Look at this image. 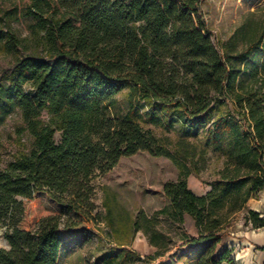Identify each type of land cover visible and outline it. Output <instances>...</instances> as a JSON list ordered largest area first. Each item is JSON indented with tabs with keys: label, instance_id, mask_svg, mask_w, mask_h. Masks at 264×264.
<instances>
[{
	"label": "trees",
	"instance_id": "obj_1",
	"mask_svg": "<svg viewBox=\"0 0 264 264\" xmlns=\"http://www.w3.org/2000/svg\"><path fill=\"white\" fill-rule=\"evenodd\" d=\"M201 1L30 0L28 44L0 28L6 53L26 50L0 77V124L18 112V131L30 139L29 149L0 164V224L9 245L0 248V264H64L91 241L93 223L105 221L117 237L112 208L104 205V217L98 211L93 179L138 152L177 167L157 213L183 236L166 246L144 213L129 219L130 231L146 234L156 258L181 240L177 248L196 254L194 264H238L234 249L221 245L235 216L245 210L244 224L264 229L262 213L245 209L264 191V14L251 12L216 44ZM124 91L128 108L117 113ZM143 120L180 122L200 132L204 145L180 138L170 148ZM209 151L221 165L197 194L188 178L205 167ZM185 215L196 235L187 233ZM133 252L117 237L96 263L122 264Z\"/></svg>",
	"mask_w": 264,
	"mask_h": 264
},
{
	"label": "rangeland",
	"instance_id": "obj_2",
	"mask_svg": "<svg viewBox=\"0 0 264 264\" xmlns=\"http://www.w3.org/2000/svg\"><path fill=\"white\" fill-rule=\"evenodd\" d=\"M29 3L30 0H0V28L10 27L18 37L25 39L27 44L30 41L29 26L34 22L32 17L24 15ZM253 11H256L254 17H262L264 0H202L200 4V13L216 44L219 40L226 39L243 18L250 17V13ZM25 52L26 50L22 49L15 54H9L0 45V77L3 72L13 66L16 58L23 56ZM116 101V112L124 113L128 108L127 92L118 94ZM20 125L21 118L18 112L8 116L0 124L1 166H5L19 149L25 147L29 149L30 147L28 135L18 131ZM143 125L145 128L151 129L159 138L165 139L170 148L180 138L195 141L198 146L204 145L200 132L187 130L180 122H175L173 126L169 127H157L143 120ZM56 137L58 138V135ZM209 156L205 167L199 172H193L188 179L189 186L196 192H204L209 189L210 183L217 177L215 171L220 167L221 161L216 160L214 153L210 151ZM177 175V167L168 158L152 156L147 152H138L132 156L122 157L111 170L98 174L93 179L94 201L98 206V211L104 217L106 216L104 205L112 208L114 224L120 229L117 237L127 242L129 248L134 251L130 258L122 264H194L193 259H196L197 255L192 253L189 256L187 253L184 256L181 248L177 247L174 249V255L159 259L154 257L152 251L149 250L150 245L146 234L142 230L135 233L130 231L129 219L144 213L152 218L149 229L160 230L166 235V246H171L173 239H181L183 236L181 228L167 215L157 213L159 209L168 204L163 193V184L176 179ZM259 198L260 196L253 199L258 200ZM245 209H248V206ZM243 212L244 210L235 216L224 235L225 240L232 237L237 231L245 229ZM261 213L263 212L261 211ZM92 229L91 241L72 256L65 258L64 264H97L98 257L116 247L117 237L108 223L105 221L98 224L93 223ZM3 233L4 227L0 224V248L8 249L9 245ZM235 255L236 253L233 251V256L235 257Z\"/></svg>",
	"mask_w": 264,
	"mask_h": 264
},
{
	"label": "crops",
	"instance_id": "obj_3",
	"mask_svg": "<svg viewBox=\"0 0 264 264\" xmlns=\"http://www.w3.org/2000/svg\"><path fill=\"white\" fill-rule=\"evenodd\" d=\"M192 190L197 194H203L208 189H206L204 192H196L194 189ZM259 196L260 198L258 200L251 198L246 206H248V209H253L260 212L262 211V216H264V191H262ZM244 212L242 214H244ZM185 228L187 230V233H189L190 235L197 234L194 220L189 215H185ZM183 243V241L178 240L173 249L169 250L164 256L158 257V259L174 255V249H176V247L182 245ZM221 245L234 248V252L236 253L235 259L237 260L238 264H264L263 228H252L250 226H246L245 229L237 231L234 235H232V237H228L227 240H225L223 236ZM181 247L186 248L187 245ZM155 249L156 248L154 246L150 245L149 250H151L152 253L155 251Z\"/></svg>",
	"mask_w": 264,
	"mask_h": 264
}]
</instances>
